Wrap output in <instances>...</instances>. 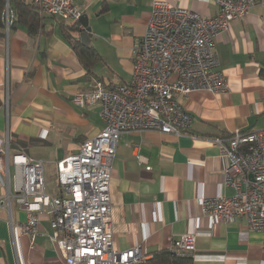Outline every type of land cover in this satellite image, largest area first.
Wrapping results in <instances>:
<instances>
[{"label": "crops", "instance_id": "1", "mask_svg": "<svg viewBox=\"0 0 264 264\" xmlns=\"http://www.w3.org/2000/svg\"><path fill=\"white\" fill-rule=\"evenodd\" d=\"M73 1L87 5L91 48L99 55L91 72L65 38L68 21L57 16L37 13L34 28V14L22 10L0 35V144L7 140L10 152L43 160L51 195L60 194L56 162L77 153L104 125L98 103L82 107L71 98L87 91L93 79L113 84L130 79L134 45L153 0ZM164 1L203 15L218 11L215 0ZM215 49L227 89L188 95L183 101L192 117L188 133L131 130L118 139L109 185L113 244L119 250L141 245L148 253L141 264H174L162 252L189 231L196 235L193 254L176 264H264L262 232L249 229L244 219L215 220L200 210L203 197L234 193L223 182L226 159L212 138L234 129H264V0L217 34ZM137 152L146 162H138ZM5 184L0 174V197ZM9 214L14 223L26 218L15 200L10 209L0 204V264H65L49 237L48 214L40 216L33 246L17 229L11 231Z\"/></svg>", "mask_w": 264, "mask_h": 264}, {"label": "built area", "instance_id": "2", "mask_svg": "<svg viewBox=\"0 0 264 264\" xmlns=\"http://www.w3.org/2000/svg\"><path fill=\"white\" fill-rule=\"evenodd\" d=\"M215 2L217 13L203 15L153 0L145 30L134 45L130 79L123 84L93 79L87 91L73 95L71 101L82 107L98 103L104 125L81 143L77 153L56 162L60 194L45 190L43 160L24 151L10 152L7 140L0 144V174L6 180L0 204L10 209L15 200L26 212V218L17 223L9 214L11 231L17 229L33 246L40 216L46 213L49 237L65 264H141L146 260L148 253L141 245L119 250L113 244L109 185L117 142L131 130L188 133L192 117L183 105L188 95L195 90L227 89L223 73L217 70L215 37L245 17L256 0ZM31 4L41 17L48 14L68 21L79 20L87 8L73 0H31ZM13 20L7 2L6 33ZM211 141L226 159L223 182L234 193L203 197L201 215L223 221L244 219L249 229L264 234V129H234ZM136 156L139 163L146 162L138 152ZM195 238L193 231L182 233L169 251L192 256Z\"/></svg>", "mask_w": 264, "mask_h": 264}, {"label": "trees", "instance_id": "3", "mask_svg": "<svg viewBox=\"0 0 264 264\" xmlns=\"http://www.w3.org/2000/svg\"><path fill=\"white\" fill-rule=\"evenodd\" d=\"M7 2L9 4V8L13 12L14 20L16 13L19 15L23 10L31 16L34 14L35 18L32 26L34 28L37 27V12L31 3H26L25 0H0V35L4 32L3 14ZM63 30L65 32V38L72 45L83 67L87 70V72H91L96 61L99 59V55L93 48H87L81 44L79 33L82 29L79 27V21H68V23L64 24ZM162 253L168 254L170 256V259L168 260L174 264L177 263L178 258H181L180 255H175L169 251Z\"/></svg>", "mask_w": 264, "mask_h": 264}, {"label": "water", "instance_id": "4", "mask_svg": "<svg viewBox=\"0 0 264 264\" xmlns=\"http://www.w3.org/2000/svg\"><path fill=\"white\" fill-rule=\"evenodd\" d=\"M78 21H79V24L82 27V30L79 33L80 42H81V44L84 47L91 48V46H92L91 45V41H90L91 40L90 39V36H91V28L88 25L87 15L86 14H82L79 17V20Z\"/></svg>", "mask_w": 264, "mask_h": 264}]
</instances>
